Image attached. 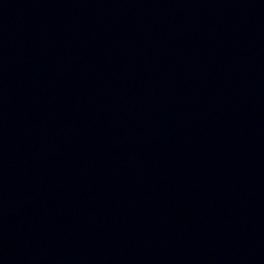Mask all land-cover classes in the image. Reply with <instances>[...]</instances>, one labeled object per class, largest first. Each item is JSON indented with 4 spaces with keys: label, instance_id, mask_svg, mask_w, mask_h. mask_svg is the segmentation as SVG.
Segmentation results:
<instances>
[{
    "label": "water",
    "instance_id": "obj_1",
    "mask_svg": "<svg viewBox=\"0 0 264 264\" xmlns=\"http://www.w3.org/2000/svg\"><path fill=\"white\" fill-rule=\"evenodd\" d=\"M0 264H264V0H0Z\"/></svg>",
    "mask_w": 264,
    "mask_h": 264
}]
</instances>
